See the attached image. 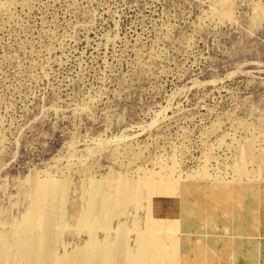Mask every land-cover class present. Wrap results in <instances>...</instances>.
Here are the masks:
<instances>
[{
  "label": "rangeland",
  "instance_id": "rangeland-1",
  "mask_svg": "<svg viewBox=\"0 0 264 264\" xmlns=\"http://www.w3.org/2000/svg\"><path fill=\"white\" fill-rule=\"evenodd\" d=\"M264 188V0H0V264H174L160 197Z\"/></svg>",
  "mask_w": 264,
  "mask_h": 264
},
{
  "label": "crops",
  "instance_id": "crops-1",
  "mask_svg": "<svg viewBox=\"0 0 264 264\" xmlns=\"http://www.w3.org/2000/svg\"><path fill=\"white\" fill-rule=\"evenodd\" d=\"M157 205L178 220L174 264H264V188H187Z\"/></svg>",
  "mask_w": 264,
  "mask_h": 264
}]
</instances>
